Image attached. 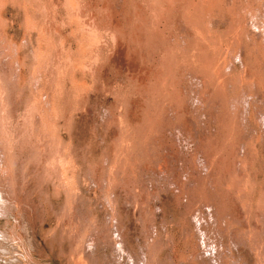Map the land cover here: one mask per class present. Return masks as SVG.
I'll list each match as a JSON object with an SVG mask.
<instances>
[{
    "label": "rangeland",
    "instance_id": "rangeland-1",
    "mask_svg": "<svg viewBox=\"0 0 264 264\" xmlns=\"http://www.w3.org/2000/svg\"><path fill=\"white\" fill-rule=\"evenodd\" d=\"M0 264H264V0H0Z\"/></svg>",
    "mask_w": 264,
    "mask_h": 264
},
{
    "label": "bare ground",
    "instance_id": "bare-ground-1",
    "mask_svg": "<svg viewBox=\"0 0 264 264\" xmlns=\"http://www.w3.org/2000/svg\"><path fill=\"white\" fill-rule=\"evenodd\" d=\"M2 112V111H1ZM28 127V126H27ZM28 131V130H27ZM32 133V132H31ZM31 137V136H30ZM10 143V142H9ZM42 143V142H41ZM60 164V163H59ZM62 164V163H61ZM59 170V169H58ZM37 171V170H36Z\"/></svg>",
    "mask_w": 264,
    "mask_h": 264
}]
</instances>
